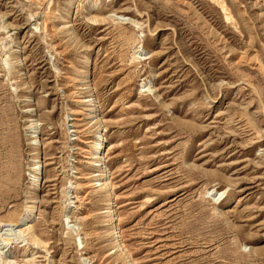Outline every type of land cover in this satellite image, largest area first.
<instances>
[{"label": "rangeland", "instance_id": "374dc122", "mask_svg": "<svg viewBox=\"0 0 264 264\" xmlns=\"http://www.w3.org/2000/svg\"><path fill=\"white\" fill-rule=\"evenodd\" d=\"M0 264H264V0H0Z\"/></svg>", "mask_w": 264, "mask_h": 264}, {"label": "bare ground", "instance_id": "6f19581e", "mask_svg": "<svg viewBox=\"0 0 264 264\" xmlns=\"http://www.w3.org/2000/svg\"><path fill=\"white\" fill-rule=\"evenodd\" d=\"M89 62V61H88ZM86 65V64H85ZM88 75V74H87ZM79 100V99H78ZM77 100V101H78ZM82 100V99H81ZM86 100H88V99H86ZM83 101H84V99H83ZM93 100H88V101H85V103H90L91 105V109L89 110V112L90 113H94L95 111H97V110H95V105H94V103L92 102ZM95 116V115H94ZM96 117V116H95ZM34 121H30V130H31V136H32V138H33V146H37V147H39V145H40V143H39V141H38V135H37V125H35L34 123H33ZM30 132V131H29ZM97 142V141H96ZM96 142H94L93 143V147H92V150H91V155H95V154H97V153H102V152H104V139H103V137H100L99 136V144H98V146H97V144H96ZM90 152V151H89ZM99 156H101V155H99ZM88 157H90V156H88ZM36 164L38 163V161H36L35 162ZM36 164L34 165V167H33V172H34V174H32L31 175V183H30V189H31V192L33 193V192H35V191H37V189H38V186H39V184H40V180H39V175H40V173H39V169H40V167H39V165L36 167ZM96 166V165H95ZM98 167V166H97ZM95 184V183H94ZM114 209H113V207L111 206L110 207V209L106 212V215H108V217L110 218L109 220L111 221V226H112V228L113 229H115V221H116V219H115V217H114ZM32 214H33V210H31L30 211V213L29 214H27V215H25L24 217H23V221L24 222H28L30 219H31V217H32ZM22 221V220H21ZM114 233H115V231H114ZM115 242H117V241H115Z\"/></svg>", "mask_w": 264, "mask_h": 264}]
</instances>
